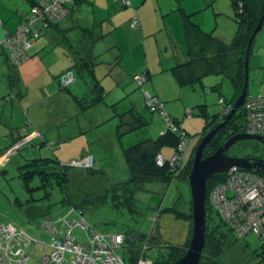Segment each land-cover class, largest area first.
I'll use <instances>...</instances> for the list:
<instances>
[{
  "label": "rangeland",
  "instance_id": "rangeland-1",
  "mask_svg": "<svg viewBox=\"0 0 264 264\" xmlns=\"http://www.w3.org/2000/svg\"><path fill=\"white\" fill-rule=\"evenodd\" d=\"M6 1L12 3L19 1L24 4L22 0H0L3 3ZM6 4L8 3L6 2ZM218 4L223 7L225 4L226 10L230 8V19L227 20L234 28L231 29L229 36L227 35V41H231L237 30V24L234 21L235 13L230 7L231 1L218 0ZM23 7L20 12H25L23 14L25 16L30 15L28 4H24ZM8 8L11 14L17 15L15 8L9 6ZM5 16L3 14L0 16L2 21L7 20L9 14L6 13ZM222 21L225 22L226 20H218L219 28L225 31ZM214 26L210 25L211 28ZM211 28L208 30H211ZM262 30L254 38V50L255 45H257L256 42H259L260 35H264V30ZM226 31L229 32L228 29ZM43 32L37 39L36 45L38 46L29 49L28 55L29 57L33 55L34 49L42 48L44 53L51 55L50 57L44 59L43 62L35 58L33 61H35L36 67L24 69L22 71L24 79L19 78L20 82L10 77L9 74L2 75L0 73V83L4 87L6 85L5 95L0 97V125L3 124V132L1 133L6 135L0 138L1 143L6 144V147L2 148L1 151L10 148L13 142L16 141L13 137L17 138L19 135L22 138L24 137L19 142L25 141V143L14 149L11 154L6 155V152L0 154L4 157L7 156V161L2 162L0 166V224H10L15 230L22 229L30 236L48 242L50 240L49 234L38 227L43 218L42 212L59 204L63 199V194L55 186L36 189L35 187L39 185L36 180H31L29 183L30 188L34 187L35 190L28 191L22 186L19 178L22 171L21 166L26 161L34 159L56 160L61 164L70 166L71 162L92 155L94 166L92 164L91 168L95 169L94 172L99 170L104 178L99 175L92 177L88 174V171L80 169V166H71L73 169L70 171L71 177L67 195L74 201L80 197H87L89 194L102 195L101 193L105 189L104 185L107 184L106 181L111 184L127 181L129 178L121 148H127L140 139L156 138L161 134L160 129L163 128L162 130H164L166 128V124L158 114L145 112L146 114L143 117L149 122L147 128H137L122 136L121 134L125 132L128 126L120 125L121 121L116 114H123L124 106H120L119 110H113L115 107L111 106V96L99 106L88 107L91 98H93L92 95H89V92L94 91L89 89L91 85H87L84 78L78 74L75 75V83L69 86L68 89L59 88L56 74L63 66L61 62L64 61L66 65L70 64L71 61L68 62L62 59L58 62L56 54L59 46L53 43L57 34L46 29H43ZM71 38L73 39V37ZM253 48L252 54L254 53ZM152 53L150 52V59L154 58ZM107 73L108 70L106 73L104 72V74ZM104 74L99 73L100 76ZM153 74L151 81H147L146 84L143 83V86L132 83L134 102L136 96L141 97V101H139L141 104L144 102L143 98L146 93L149 97L154 96L153 85L159 90H164L167 99H170L169 94L181 93L183 99L166 101L163 98L161 102L164 103L166 114H171L172 116H169L171 119L179 120L181 127L191 136L192 142L185 153V159L188 160L199 144L200 138L197 136L201 134L205 125L204 118L199 116L201 109L198 106H204L209 115L220 113L222 105L217 103L219 96L230 99L233 95L231 85L226 78L212 75L204 78L201 82L203 87L200 83H197L194 87H186L176 85L170 72L166 74L153 72ZM261 76L263 75L261 74ZM168 80L172 82L173 87H168V85L170 86L167 83ZM7 85H10V87L8 88ZM218 85L220 90L218 88L213 89ZM105 86H109V84L107 83ZM157 88L156 90L159 92ZM248 89L252 91L254 89L253 85H249ZM148 90L153 94H150ZM19 93L22 97L19 96ZM114 93L112 96L115 98L116 93ZM122 93L117 94L121 96ZM6 97H10V99L8 100ZM169 110H172V113H169ZM187 111L191 113V116L188 117L185 114ZM102 118L105 119L102 120ZM117 131L121 135L119 138L116 135ZM43 141L44 144H42ZM173 152L174 149L170 147L161 150V154L165 158H170ZM227 154L233 157L264 159V144L256 141H240L234 144ZM146 187L148 192H145V190L136 195L141 206L149 207L144 212V218L135 217L130 219L128 216H121L106 207L96 209L90 214L86 213L85 218L108 239L111 235L124 234L126 228L135 230L139 236H147L153 228L156 244H167L173 247L185 246L190 231L189 222L176 218L172 212L164 210L173 206L174 202L180 197L186 203L180 201L178 208L184 212H189L187 205L190 201L188 183L177 180L169 186L161 183H151ZM61 208H58L59 212H63L60 211ZM158 208L163 209V212L159 215H157ZM93 209H88V211ZM69 217L70 221L78 222L80 220V217L75 213H71ZM156 217L158 220L156 219L157 222L153 223ZM262 220L264 224V216ZM75 229V236L82 243L84 241L82 229L79 226ZM225 241L224 251L218 257L219 264H264V261H260L262 254L261 240L253 232H249L241 239H237L233 234L228 233ZM144 242L145 239L142 238L137 240L136 244L139 245ZM148 244L152 245L153 243L149 241ZM40 248H37L36 252L33 251V247L26 248L25 254H32L29 264H34L40 256ZM156 248L150 247L148 249L149 256L153 257L156 254ZM66 258L70 259L71 257L67 255Z\"/></svg>",
  "mask_w": 264,
  "mask_h": 264
},
{
  "label": "trees",
  "instance_id": "trees-1",
  "mask_svg": "<svg viewBox=\"0 0 264 264\" xmlns=\"http://www.w3.org/2000/svg\"><path fill=\"white\" fill-rule=\"evenodd\" d=\"M26 1L29 4L30 10L37 6V0ZM230 1L231 7L235 13L234 21L237 24V30L234 38L231 41L221 40L217 38L215 34H213V32L205 33L201 31L197 25L190 21L189 16L187 14H182L187 42L186 59L184 62L177 63L170 69L179 86L194 87L197 83H201L204 77L210 75L226 78L228 82L232 85L234 95L229 100H225L222 97L218 99L217 103L219 105H222V109L226 107L232 108L236 99L243 90L245 82L244 64L248 51V43L252 37L253 31L257 27L261 17L264 14V0ZM68 8L69 12L72 13L74 11L73 7ZM28 16L29 15L24 16L22 18L21 25L27 23ZM46 30L52 31L56 34L59 33L61 39L64 40V42L68 41V38L64 33L65 30L59 27V22H49L48 28ZM28 40L31 43L32 40L34 41L37 39H33L31 38V36H29ZM253 43L254 39L248 51V58L252 54ZM0 46L5 51V54L7 53L6 56L8 60L7 66L9 76L15 78V80L18 81L16 76V70L23 62L18 66L12 64L10 61V51L5 48L2 44ZM27 56L29 59L30 57L28 55V51ZM93 65L94 64L92 59L90 58V54L87 53L83 56L81 61L76 60L72 64L70 69L66 71H72L74 77L76 74H78L80 77H83L85 81L86 76H92L91 72ZM59 76H57V84L59 88L64 90L68 89V87L72 84L67 87H62L59 82ZM143 77L146 78L145 76ZM89 84L91 85L89 89H92L91 91L94 92H89V95H92L93 98H91L92 100L88 107H94L100 103H103L106 93L104 92L102 86L95 79H92L91 82L87 81V85ZM135 84H137L136 81ZM7 87L9 88L10 85H7ZM213 88L219 89V85L218 87ZM246 96L254 95H250L247 91ZM152 98H156L158 102L162 103L157 97ZM6 99L9 100L10 97H6ZM219 100H221V103H219ZM143 101L144 113L146 112L150 114H158L159 116H161L165 121L166 128L156 138L149 137L140 139L134 144L129 145L127 148L122 147V153L126 162L129 178L127 181L116 182L111 184H108V181H106L107 184L104 185L105 189L101 193L102 195L95 196L89 194L87 195V197H80L78 200L74 201L69 195H67V189L68 185L70 184L71 177L70 171L73 168L66 164H61L59 161L49 159H34L26 161L21 166L22 171L19 174V178L21 179L22 186L25 189H27L28 191H33L35 190V188L46 189L55 186L58 187L60 192L63 194V199L59 204L55 205V207L48 208V210H46L45 212H42L43 218L38 225L39 228H41V225L45 220H56L58 216L64 215L65 213L70 211V214H77L79 217L83 218L85 222L89 225V228L86 231L81 230L84 237V241L82 243H86V236L89 235L91 232H96L98 235L104 236L103 238L108 241L109 239L106 235L98 232L94 228V226L89 221H87V219L85 218L86 213L90 214L96 209L106 207L112 210L114 213H118L121 216H128L130 219H134L135 217L144 218V212L146 208L149 207H144L143 205L141 206L140 201L137 199L136 195L138 193L144 192L145 190V192H148L146 185L151 183H161L169 186L177 180L187 182V176L191 169L193 155L188 160L185 159L182 165L177 166L173 170H171L170 158L174 155V153L177 151L181 144V132H184L189 138H191V136L188 135V133L181 127L179 120L174 118L171 119L169 116L166 117L164 105L162 107V110L158 111V108L155 106L154 109H152V107L146 106L145 98L143 99ZM198 107L201 109L199 116H202L205 121V125L201 134L197 136L201 140V138L212 128L216 127L220 121L225 120L230 112L226 115H222L221 112L209 115L204 106ZM162 113H164L165 117L162 115ZM145 114L137 113L133 108H130L128 111L123 112V114H116V116L119 117L121 121L120 125L128 126L125 132L121 135L123 136L129 134L137 128H147L146 126L149 125V122L143 117ZM189 116H191L190 112L188 117ZM166 118L170 121V123H172L176 127L175 130H172L168 127ZM245 121V113L243 109L240 108L227 120L226 125L218 131V134L215 136V138L207 145L205 151L203 152V156L211 154L228 138L240 132V129L244 126ZM135 123L137 124L134 126L133 124ZM116 135L117 138L121 136L119 135L118 131L116 132ZM23 138L19 135L17 138L13 137V139H16V141H14V144L18 143ZM165 147L173 148L174 152L170 158L164 157V164L162 166H158L156 164V157L158 155H161L160 152ZM87 156L92 157V155ZM84 158H82L81 160H83ZM92 164L94 166L93 157ZM80 169L88 171V174L92 177L95 175H99L101 178L103 177L99 170L97 172H94L95 169L93 170V168L91 167L89 169ZM256 173L261 175V173L259 172ZM31 180H36L39 185L35 188H30L29 183ZM223 182L224 174H216L211 179H209L206 183L207 198L209 192L216 186L222 184ZM180 201L184 200L179 197L174 202L173 206L165 208L164 211L172 212L176 218H180L189 222L190 231L188 235V240L186 242L187 244L191 236V204L190 201L187 204L189 212H184L180 210V208H178ZM59 207H62V210L60 211L63 212H59ZM91 208L94 209L88 211V209ZM161 212H163V209L158 208L157 215H159ZM155 219H157V217ZM75 230L76 229L74 228L72 235L76 239V241L79 242L75 236ZM132 232H135V230L126 228L124 234L118 235H124L125 238L126 235ZM25 233L28 234L27 232ZM228 233L233 234L235 237H237V239H241L230 228H228L226 222L218 215V212L209 204V201H207L205 245L199 264H219L218 257L224 251L226 242L225 240L228 236ZM154 235L155 230H153L152 228L148 239V235L140 236V239L144 238L153 243L152 245H148L151 248L157 247L156 254L153 257L149 256L148 250L145 252L146 258L149 259L152 264H171L180 259L185 254L186 245L183 247H173L167 244H156L157 242ZM137 247L138 246L136 242L134 243V245H129L124 239L122 250L118 251V254L126 261L127 264H131L134 251ZM165 248L167 251L165 250ZM260 261H264L263 248L262 254L260 256Z\"/></svg>",
  "mask_w": 264,
  "mask_h": 264
},
{
  "label": "crops",
  "instance_id": "crops-1",
  "mask_svg": "<svg viewBox=\"0 0 264 264\" xmlns=\"http://www.w3.org/2000/svg\"><path fill=\"white\" fill-rule=\"evenodd\" d=\"M128 1L130 3L129 6H124L122 0H73V3L69 4V7H73L74 11L72 13L69 12L65 18L59 21V27L65 30L64 33L69 39L64 42V40L60 39L61 36L59 33H57V37L54 38L53 43L59 46L57 47L58 50L56 54L58 62L62 59L68 62L70 60L71 62L66 65L64 61L61 62L63 66L58 70L56 78L61 73L70 69L76 60L81 61L83 56L89 53L94 65L91 72L92 76H86L85 83L87 84V81L91 82L92 79L98 81L107 94L104 102L109 96L112 97L111 104L115 107L113 110H119L120 106H124V112L133 108L137 113L145 114L144 108L142 107L143 104L139 102L141 101V97L136 96L135 102L133 99L132 83H135L134 77L145 76L144 84H146L147 81H151V76L154 75L153 72L163 74L170 72V74L173 75L170 69L177 63L185 61L187 42L182 14H187L190 21L197 25L201 31L204 30L203 32L205 33L213 32V34L221 40H228L229 33L234 27L228 21L230 19V8L226 10L225 4L224 7L219 6L218 0ZM6 2L8 4H6ZM6 2H0V16L3 14L4 17H6L5 14H9L7 20L2 21L0 17V45L8 35L13 34L20 27L22 18L25 16L23 15L25 12L20 11L24 8V4H28L26 0H22L24 4L19 1H15V3ZM8 6L15 8L18 16L11 14ZM133 19H136L138 22L136 27L132 26ZM219 19L226 20L225 22L222 21L225 31L222 29L220 30L218 23ZM210 25L215 26L211 28ZM209 28H211V30H208ZM262 28L264 30V22ZM227 29L229 32L226 31ZM71 37H73V39ZM37 42V40L32 41L28 51L31 48L37 47ZM256 43L255 50L252 47L254 53L248 58V87L249 85H253L254 89L250 91L247 87V91L250 95L264 96V35H260L259 42ZM2 50L1 48L0 73L2 75H8L7 53L5 54V51ZM150 52H153V59L149 57ZM50 56V54L44 53L42 48L34 49L33 55L30 56V58H33L26 63H22L17 68L16 76L18 81L20 82V79H24V74H22L24 69L36 67L35 61H33L35 58L43 62L44 59ZM44 66L46 67V64ZM251 69H253V71H251ZM107 70L108 73L104 74ZM99 73L104 75L100 76ZM261 74L263 76H261ZM174 81L176 85H178L175 78ZM107 83L109 86H105ZM167 83L170 84L168 87H173L171 81L168 80ZM200 85L203 87L202 83H200ZM5 87L0 83V97L5 95ZM156 88L157 87L153 85L154 94L148 91L150 94L154 95L152 97H157L160 101L163 98L166 101L183 99L179 92L169 94L168 97H170V99H167L165 98V91L157 88L159 93ZM114 92L116 93L115 98L112 96ZM232 92L234 95L233 88ZM117 93H122V95L120 96ZM146 95L148 94L146 93ZM19 96L22 97L21 93H19ZM220 97L224 98L223 96H219V98ZM224 99L229 100L226 98ZM102 108L105 110L104 107ZM169 113H172V110H169ZM188 113L189 111L185 114L188 116ZM170 115L166 114V117ZM173 115L175 116V114ZM104 119L105 118H102V120ZM2 126L3 124L0 125V138L1 136H6L1 133L3 132ZM162 129H160V133L163 132ZM23 143H25V141L16 144L13 142L14 145L12 144L9 149L1 151L2 148L6 147V144H2L0 141V154L6 152V155H9ZM42 144H44V141ZM6 157L7 156L4 157L0 155V166L2 162L7 161Z\"/></svg>",
  "mask_w": 264,
  "mask_h": 264
},
{
  "label": "built area",
  "instance_id": "built-area-1",
  "mask_svg": "<svg viewBox=\"0 0 264 264\" xmlns=\"http://www.w3.org/2000/svg\"><path fill=\"white\" fill-rule=\"evenodd\" d=\"M73 0H37V6L30 10L27 23L20 25L16 32L7 36L2 45L10 51V61L18 66L28 59L27 51L30 46L28 37L38 39L47 29L49 22H59L69 13V4ZM124 6H129L128 0H122ZM138 22L132 20V26ZM138 85L145 82L143 76H135ZM62 87H67L75 82L72 71H65L59 76ZM221 103V100H219ZM146 106H154L162 110L163 104L156 98L145 95ZM245 113V124L238 133L258 135L264 139V96H246L241 106ZM231 111L230 107L221 110L222 115ZM164 116V113H162ZM189 115V113H188ZM170 129L176 127L166 118ZM182 141L170 158L171 170L185 160V153L192 139L181 132ZM165 158L162 155L156 157V164L162 166ZM70 166L90 168L92 157H85L81 161H74ZM209 203L218 212V215L226 222V225L239 237H244L253 232L260 240L264 250V224L261 216L264 212V178L255 175L249 170L233 168L224 174V182L209 192ZM70 211L58 216L56 220H45L41 229L50 236L48 242H43L26 234L23 230H15L12 225L0 224V264H29L31 255H26V248L33 247L36 252L40 248V256L34 264H127L118 254L122 250L124 235H111L106 241L96 232H91L86 237V243H79L73 237L72 232L79 226L86 231L89 225L83 218L70 221ZM157 220H153V223ZM151 233V231H150ZM148 234L147 239L150 236ZM137 245L131 264H152L146 258L145 252L149 249L148 241ZM33 252V253H34ZM67 255L71 258L67 259Z\"/></svg>",
  "mask_w": 264,
  "mask_h": 264
},
{
  "label": "water",
  "instance_id": "water-1",
  "mask_svg": "<svg viewBox=\"0 0 264 264\" xmlns=\"http://www.w3.org/2000/svg\"><path fill=\"white\" fill-rule=\"evenodd\" d=\"M264 22V14L261 17L257 27L253 31L252 37L248 43V51L256 34L261 30ZM248 51L245 58V82L241 94L236 99L229 113L230 118L238 109L241 108L247 95L248 87ZM225 126V122L220 123L214 129L207 132L199 141L195 153L193 154L191 169L187 176V183L190 191L191 204V236L186 244L185 254L177 261L171 264H199L203 248L205 245L206 234V203L207 198L206 183L216 174H225L229 170L245 169L259 171L264 176V159H250L228 156L229 149L240 141H256L264 144V139L258 135L247 133H236L228 138L221 146L217 147L214 152L203 156L206 146L215 138L217 132ZM140 239L136 232L125 236V241L129 245Z\"/></svg>",
  "mask_w": 264,
  "mask_h": 264
},
{
  "label": "flooded vegetation",
  "instance_id": "flooded-vegetation-1",
  "mask_svg": "<svg viewBox=\"0 0 264 264\" xmlns=\"http://www.w3.org/2000/svg\"><path fill=\"white\" fill-rule=\"evenodd\" d=\"M228 116H229V115H228ZM228 119H229V118H228ZM228 119L226 118L225 120L220 121L219 124L225 122V125H226V122H227ZM219 124H218V125H219ZM218 125H217V126H218ZM214 128H215V127H214ZM214 128H212V129H214ZM212 129H211V130H212ZM206 134H207V133H206ZM206 134H205V135H206ZM217 134H218V132H217ZM217 134H216V135H217ZM202 138H203V137H202ZM202 138H201V139H202ZM206 147H207V146H206ZM188 149H189V147H188ZM195 151H196V150H195ZM204 151H205V150H204ZM194 153H195V152H194ZM227 155H228V154H227ZM249 171H251L252 173H254L255 175H258V176H261V175H262V174L259 175V174L256 173V172H259V171H253V170H249ZM259 173H261V172H259ZM262 177L264 178L263 175H262ZM208 196H209V194H208ZM209 204H210V203H209ZM263 216H264V212H263V214H262V216H261V221H262V223H263V220H262V217H263ZM228 228H230V227H228ZM230 229H231V228H230ZM241 238H243V237H241Z\"/></svg>",
  "mask_w": 264,
  "mask_h": 264
}]
</instances>
